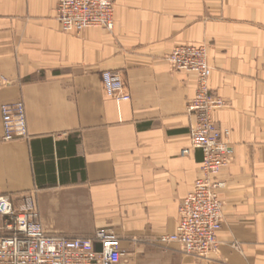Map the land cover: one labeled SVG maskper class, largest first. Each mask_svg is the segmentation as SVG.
<instances>
[{
    "label": "crops",
    "instance_id": "1",
    "mask_svg": "<svg viewBox=\"0 0 264 264\" xmlns=\"http://www.w3.org/2000/svg\"><path fill=\"white\" fill-rule=\"evenodd\" d=\"M180 45L206 46L226 103L212 119L233 146L205 259L159 242L200 173L199 151L181 155L196 76L165 61ZM107 70L128 102L105 97ZM19 100L29 139L3 141L0 114V196L19 210L31 195L46 233L110 230L118 264H264V0H114L113 31L80 34L61 31L56 0H0V108Z\"/></svg>",
    "mask_w": 264,
    "mask_h": 264
},
{
    "label": "built area",
    "instance_id": "2",
    "mask_svg": "<svg viewBox=\"0 0 264 264\" xmlns=\"http://www.w3.org/2000/svg\"><path fill=\"white\" fill-rule=\"evenodd\" d=\"M56 20L67 34H80L91 28L111 32L114 0H56ZM165 61L172 71L196 76L195 95L187 104L194 124L189 130V148L182 150L181 155L199 151L201 163L192 191L179 205L175 232L161 236L159 242L176 244L185 256L205 259L216 253L217 232L223 223L218 191L224 184L217 175L233 160L229 132L221 130L212 119V114L226 103L210 89L206 46H177ZM101 80L107 99L116 103L130 100L117 73L103 71ZM0 114L3 141L29 139L23 101L3 104ZM0 219V264H118L123 255L120 238L110 230L100 229L82 238L46 233L31 195L24 197L19 210L13 208L8 197L0 196Z\"/></svg>",
    "mask_w": 264,
    "mask_h": 264
}]
</instances>
